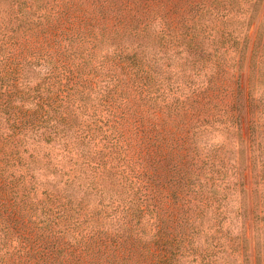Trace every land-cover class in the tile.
<instances>
[{"label":"trees","instance_id":"16d2710c","mask_svg":"<svg viewBox=\"0 0 264 264\" xmlns=\"http://www.w3.org/2000/svg\"><path fill=\"white\" fill-rule=\"evenodd\" d=\"M259 4L0 0V264H249Z\"/></svg>","mask_w":264,"mask_h":264},{"label":"rangeland","instance_id":"374dc122","mask_svg":"<svg viewBox=\"0 0 264 264\" xmlns=\"http://www.w3.org/2000/svg\"><path fill=\"white\" fill-rule=\"evenodd\" d=\"M252 16V24L250 26V30H249V37L251 40V48L250 51L253 49V46L255 43H258L260 41L261 38L260 35L264 31V0H261V4H259V6L257 7V9L254 11V13L251 14ZM261 43H264V37L261 40ZM247 67L245 68V74H247ZM248 137L243 135V140L246 141V146L248 147V142H247ZM243 146V145H241ZM246 149V148H244ZM258 146H255L254 148V153L253 156H259V152H257ZM246 154L243 153V155L241 154V158H244L245 164L248 166V169L245 171V175L248 177V181H249V185L246 187V197H247V202L249 205H252L253 200L256 197L255 194V189L256 187L254 185L251 184L252 181V176H253V172H252V165H251V161L249 160L248 155L250 156L249 152L247 150H245ZM247 160V163H246ZM259 159L257 158V163H259ZM262 226V223L260 222H254V220H252V217L249 218V221L247 222V233L246 236L249 239V252H250V261L249 264H264V250H258L259 245H258V241L260 240L259 234L260 235H264V230L260 231L258 230V228Z\"/></svg>","mask_w":264,"mask_h":264}]
</instances>
